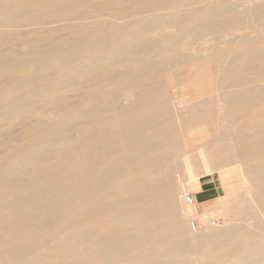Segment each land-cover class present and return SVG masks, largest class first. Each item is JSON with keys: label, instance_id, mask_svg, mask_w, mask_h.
Here are the masks:
<instances>
[{"label": "bare ground", "instance_id": "bare-ground-1", "mask_svg": "<svg viewBox=\"0 0 264 264\" xmlns=\"http://www.w3.org/2000/svg\"><path fill=\"white\" fill-rule=\"evenodd\" d=\"M181 6L0 0V264H228L253 246L231 264H264V49L245 37L241 54L230 42L190 51L169 31ZM253 23L264 4L194 32ZM179 84L201 88L183 116L166 92ZM181 166L243 176L225 185V228L186 232Z\"/></svg>", "mask_w": 264, "mask_h": 264}, {"label": "rangeland", "instance_id": "rangeland-1", "mask_svg": "<svg viewBox=\"0 0 264 264\" xmlns=\"http://www.w3.org/2000/svg\"><path fill=\"white\" fill-rule=\"evenodd\" d=\"M185 2L187 3V6L185 7L181 6L180 9L189 12L188 16L176 28H174V26L169 27V31L170 32L175 31V33H177L176 35L178 36V39L185 40L187 45L186 47H188L190 51L194 50V52L197 54L199 53L200 50L205 52L206 50H209V48L212 49L213 47H223L226 43L230 42L238 46V49H236V51H239V53L241 54L244 51V47H245L243 44L241 45V42L245 37L247 38L252 37L254 42L256 43L255 46L257 47L263 46L262 49H264V25L257 26L254 23L249 25L236 24L228 30L215 32L213 34L207 32H201V33L194 32V27L203 20L213 19L217 21L224 18L235 19L241 16L243 12L252 5L264 4V0H232V1L231 0H220V1L219 0H185ZM180 12H182V10H180ZM163 31L167 33L168 27L163 29ZM8 46L9 43L4 44L2 48L5 49ZM211 51L212 50H210V52ZM175 67H176L174 69L175 72L179 74H186L187 72L186 66H185L186 68L185 70H183V65H179L177 63ZM250 76H252L251 79L259 78L258 75H255L253 73H251ZM89 89H91V87H89L88 90ZM166 92L168 97H170V99L172 100V104L174 103L173 105L174 108L175 109L179 108V111L180 110L182 111V113H180L181 111L180 112L178 111L179 113L178 112L176 113L177 116H183L184 114H187L188 113L187 111H189L191 107V102H189V100H191V98L192 99H195L197 97L200 98L201 96V88L200 85L198 84H196L195 86L189 84L188 85L179 84L177 86H172ZM88 97H89L88 95L85 96L77 95V94L71 95V99L78 102L83 100L84 98L88 99ZM57 111L58 110L56 108H52L49 112L51 114H55L57 113ZM179 124H181V120H179ZM235 124L236 126L231 127V125L233 124H230L229 127L231 129L237 127V125H240L241 122H235ZM211 129L213 131L219 130L217 128V124L214 125L211 124ZM4 132H8V133L12 132L14 136H16L15 138L19 139L21 134V127H16V128L13 127L9 131L5 130ZM184 134H186V132H184ZM17 141L19 140H16L15 142ZM4 154H5V150H3L2 147H0V157H3ZM136 175L137 177H143L139 173H136ZM190 175L191 173L188 172L184 166H181L178 172L175 171V177L177 178L178 181L179 180L181 181L180 185H182L183 187V188L181 187L180 190V197L182 199L181 203L183 204V207L192 208L193 210L191 213L188 212L182 214V221L186 232L188 234H192L196 236L199 233H206L207 231H210V229L213 228L214 229L220 227L225 228L228 225V219H229V217L228 218L226 217L227 215H225L226 213L224 212L225 211L224 208L226 207V205H224L225 202L224 203L222 202V199L226 198L225 194H227L228 192L226 190V187L229 188V184L232 186V180L234 179L236 180L235 182H240L239 180L240 178L243 180L242 178L243 176L239 178L233 177V179L232 177H230L232 180L228 179L229 177L225 179L220 174V171L217 170L204 173L196 178H193ZM144 180L149 181L147 177H144ZM250 191H252V187L247 186L245 188H241L240 193H237V191L236 193H232L234 194L232 195V199L235 200L234 203L239 200L241 195L243 196L245 194H248ZM124 195L125 196L123 198L130 197V194H124ZM188 195H194L195 203H187L186 197ZM226 209L228 210L227 207ZM193 223L196 224L195 228L193 226ZM170 232L171 231L168 230V233ZM201 242L202 239H196L195 241L196 244H200ZM253 247L249 248V250L247 249L245 251H242L243 253L241 252L240 253L241 255L238 254L237 256H235V258H232L228 264H231V262L234 261V259L246 255V251L250 253ZM203 260H204L203 257L198 256L192 260L191 264L192 263L194 264V262L195 264H203ZM118 264H132V261L131 259L125 258L120 260Z\"/></svg>", "mask_w": 264, "mask_h": 264}, {"label": "built area", "instance_id": "built-area-1", "mask_svg": "<svg viewBox=\"0 0 264 264\" xmlns=\"http://www.w3.org/2000/svg\"><path fill=\"white\" fill-rule=\"evenodd\" d=\"M186 201H187V203H195V197H194V195H188V196L186 197ZM193 226H194V228H195V227H196V224L193 223Z\"/></svg>", "mask_w": 264, "mask_h": 264}]
</instances>
